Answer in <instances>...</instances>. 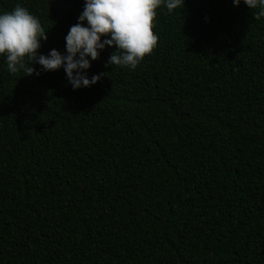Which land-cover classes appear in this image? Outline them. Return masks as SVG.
Wrapping results in <instances>:
<instances>
[{"label": "trees", "instance_id": "16d2710c", "mask_svg": "<svg viewBox=\"0 0 264 264\" xmlns=\"http://www.w3.org/2000/svg\"><path fill=\"white\" fill-rule=\"evenodd\" d=\"M17 4L48 32L39 54L66 55L85 0H0V14ZM257 11L162 5L153 54L133 70L106 47L78 90L63 67L25 77L0 57V264H264Z\"/></svg>", "mask_w": 264, "mask_h": 264}, {"label": "clouds", "instance_id": "9594fccd", "mask_svg": "<svg viewBox=\"0 0 264 264\" xmlns=\"http://www.w3.org/2000/svg\"><path fill=\"white\" fill-rule=\"evenodd\" d=\"M241 2L250 9H259L254 19L264 17V0H233L235 6ZM184 3L185 0H85L79 22L70 27L65 37L66 55L55 49L48 55L39 54L48 32L36 16L17 4L12 11L0 14V57L5 58L11 74L23 71L25 77L38 76L34 64L45 72L63 67L74 90L88 88L98 83L103 74L89 79L85 72L106 47L116 49L109 57L110 66L136 69L158 45L159 37L154 32L157 9L163 5L171 13L184 7Z\"/></svg>", "mask_w": 264, "mask_h": 264}]
</instances>
